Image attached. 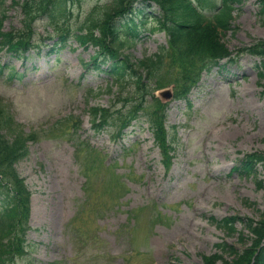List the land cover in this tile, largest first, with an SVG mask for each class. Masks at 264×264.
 Returning <instances> with one entry per match:
<instances>
[{
	"label": "rangeland",
	"instance_id": "1",
	"mask_svg": "<svg viewBox=\"0 0 264 264\" xmlns=\"http://www.w3.org/2000/svg\"><path fill=\"white\" fill-rule=\"evenodd\" d=\"M109 1H76L66 19L69 28L74 31L95 5ZM10 3L4 2V31L21 27L20 10ZM237 6L233 30L223 38L232 52L264 40L260 0ZM211 12L210 7L207 15ZM134 17L118 24L127 36L132 25L126 22L137 23L139 34L125 54L133 59L154 55L166 45L165 34L148 16L143 22ZM47 29L45 21L35 25L43 37ZM46 43L24 61L0 53V67H5L0 103L24 133L37 134L17 164L31 192L28 248L8 264H203L200 255L217 252L216 243L239 251L250 244L241 223L236 233L226 235L209 217L237 215L254 224L264 219V165H258L256 177L232 169L246 154H264V79L258 58L242 54L204 72L189 104L174 99L165 109L153 97L155 91L141 94L144 112L115 140L116 122L94 129L88 108H107L114 118L125 115L133 102L115 94V88L104 92L109 77L84 69L93 48H79L69 39L51 51L52 41ZM164 63L150 87L171 89L177 69L188 64L174 55ZM10 72L18 75L9 80ZM163 112L174 149L167 170L146 121V114ZM66 117L80 121L77 131L70 130L71 120L54 126Z\"/></svg>",
	"mask_w": 264,
	"mask_h": 264
},
{
	"label": "trees",
	"instance_id": "2",
	"mask_svg": "<svg viewBox=\"0 0 264 264\" xmlns=\"http://www.w3.org/2000/svg\"><path fill=\"white\" fill-rule=\"evenodd\" d=\"M75 1L77 0H11L10 8L17 7L20 10L21 27H12L4 31L5 0H0V50L6 49L12 55L21 57L23 53L36 48L39 42H43L46 38L55 39L54 42L57 45L64 43L72 33L80 46L86 48L93 45L98 48L86 66L97 65L99 57L118 60L119 67L111 69V72L113 71L118 77L120 69L122 71L113 85L119 88L118 94L125 93L127 97L123 99L124 101L134 102L127 114H118L117 119L122 126H125L140 111L141 105L145 102L140 95L143 94L144 97V94L148 93L150 81L157 84L155 81L157 74L170 55L185 58L188 63L177 69L175 81L176 95H183V97L196 84L203 68L217 61L216 59L231 55L223 38L228 31L232 30L234 4L241 2V0H219L216 13L206 17L200 7L210 2L214 5L213 0H112L107 4L93 7L79 27L72 32L66 24V18L69 15L68 6L73 5ZM138 2L144 5L154 2L159 6L161 13L155 20L157 19L159 29L165 31L168 36V47L162 48L156 55L132 61L131 56L125 54V51L131 48L132 40L130 37H120L116 21L120 17L134 14L132 6ZM262 12L264 13V8ZM137 13L141 17L144 15L140 10ZM42 20L50 27V31L45 32L44 38L35 30L36 22ZM241 53L257 55L261 58L262 71L259 73V78L264 79V40L238 50L237 54ZM125 72L134 79L130 85L121 81ZM262 87L264 94V83ZM106 92L111 94V86ZM88 114L94 127L98 125V121L102 124L112 118L109 109L100 106L88 108ZM163 120L164 117L161 121L158 122L157 119L153 123L156 142L161 147L162 155L167 157L172 148L165 139ZM65 122L69 124V119ZM36 138L35 132L26 134L20 126H16L6 106L0 103V198L2 204L0 264H8L14 256L25 253L23 243L28 229L30 192L15 166L26 157L27 142L34 141ZM257 161L264 162V155L256 153L248 155L245 169L251 172L252 163ZM237 219L238 217H232L219 225L224 227L230 235L235 232L233 222ZM245 226L252 233L250 246L240 252L228 244H218L217 248L222 253L202 255L203 263L218 264L220 261L222 264H250L254 260V264H264V246L260 247L264 238V219L255 224L249 220ZM222 254H227L231 260L228 261Z\"/></svg>",
	"mask_w": 264,
	"mask_h": 264
},
{
	"label": "water",
	"instance_id": "3",
	"mask_svg": "<svg viewBox=\"0 0 264 264\" xmlns=\"http://www.w3.org/2000/svg\"><path fill=\"white\" fill-rule=\"evenodd\" d=\"M160 95L165 100H167V99H169L171 97V94H170V92L168 90L167 91H164V92H161Z\"/></svg>",
	"mask_w": 264,
	"mask_h": 264
}]
</instances>
